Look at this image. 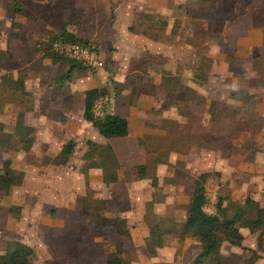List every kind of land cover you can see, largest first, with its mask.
<instances>
[{
  "label": "rangeland",
  "instance_id": "rangeland-1",
  "mask_svg": "<svg viewBox=\"0 0 264 264\" xmlns=\"http://www.w3.org/2000/svg\"><path fill=\"white\" fill-rule=\"evenodd\" d=\"M170 1L175 6L183 2ZM235 1L238 11L244 12L251 0ZM189 3L190 16L195 20H178L174 33L177 32L175 39L192 38L195 48H189L186 62H171L164 54L149 50L134 54L118 42L142 32L156 42L171 40L166 32V16L155 10L139 13L136 5L129 2V12L133 13L130 16L126 12L120 17V12H114L115 7L109 8L105 3L95 6L78 0H0V49L7 56L5 59L0 51V138L6 147L13 145L9 150L0 145V165L7 156L18 170L29 169L30 187L29 193L21 195H26L25 206L15 204L23 200L12 198L15 188L11 193L0 189V255L6 252L9 241L19 240L36 251L34 264H105L112 254H121L130 264L136 259L149 264L147 258L152 256L174 255L191 260L201 254L202 245L197 238L184 235L182 223L196 180L200 174L209 173L205 184L206 211L216 214L220 202L226 207L234 203L227 207L228 215L236 207H244L247 215L235 225L244 241L238 246L223 237L222 259L227 264H264V214L262 217L259 209L264 208V57L252 55V48L245 46L247 40L234 38L233 32L229 38L237 50L229 46L219 31L221 23L214 24L209 35L199 36L198 29L203 24L197 18L204 15L202 3L201 0ZM223 3L222 17L234 15L236 4L231 0ZM254 6L259 8L255 20L264 23V0H253ZM176 10L182 19L184 13ZM114 13L115 21L109 25ZM139 14L144 15L140 24ZM209 16L213 17V12ZM242 21L240 37L244 33L248 36L246 24H251L250 17ZM63 23L68 29L76 26L88 33L86 39L96 46L103 62L100 68L75 69L73 80L84 89L108 85L110 93L104 97L109 98L108 105L123 89L128 96L122 98L121 105L130 99L135 103L144 96L145 108L139 110V115H145L147 132L139 139L136 150H132L134 144L130 141L118 144L123 164L103 146L93 152L87 142L92 136L90 131L79 138L58 128L50 142L38 131L43 123H53L56 119L53 115H82V93L73 92V88L70 94L63 93L71 85L68 83L61 90L57 87L63 86L55 82L66 75L69 64L54 62L40 51L48 48L50 34L59 32ZM139 39L138 43L142 38ZM220 39L231 66L225 69L220 65L215 73L217 78L200 80L193 71L196 47L211 49L218 46ZM208 64L211 62L206 61ZM164 69H176L183 83L205 92L197 90L206 101L217 99L222 104L220 108L225 103L235 107L226 106L225 113L215 115L213 121L209 120L208 102L189 100L176 106L177 109L171 107L174 101H164L162 87L156 86ZM2 75L7 77L4 87ZM19 76L26 81L30 96L23 97L13 90L12 79ZM233 86H239L242 102L229 99ZM183 90L176 92L186 95ZM66 95L72 97L67 100ZM168 115L176 118L169 119ZM136 122L134 119V127ZM25 123L33 126V133L29 128L22 129ZM28 132L34 143L26 151L28 143L11 138V134ZM71 139L77 145L64 162L61 150ZM98 158L108 177L121 174L122 181H111L114 184L109 188H103L101 183L92 185L89 165H94ZM139 166L145 167L146 175L135 186L130 182L141 179ZM116 194L127 196L122 205L117 206V196L111 200ZM137 221H143L144 226H137ZM255 225L258 230H251ZM132 226L135 227L131 231ZM125 230L127 234L122 233ZM151 230L163 241L156 255H151L147 247Z\"/></svg>",
  "mask_w": 264,
  "mask_h": 264
},
{
  "label": "crops",
  "instance_id": "crops-1",
  "mask_svg": "<svg viewBox=\"0 0 264 264\" xmlns=\"http://www.w3.org/2000/svg\"><path fill=\"white\" fill-rule=\"evenodd\" d=\"M78 1H86V3L92 2L93 4L95 3L94 4L95 6H96V4H99V3H105V4H107V6L109 8L115 7L114 12L115 13H116V11L120 12V15H119L120 17L123 15H126V12H129V9L131 7V5H128L129 2L134 3L136 5L135 9L139 13L147 12V11H149V9H151V10H155L158 13H161V14L166 16V23H165L167 26L166 32L169 34L170 38H172L171 40H168L165 42H156L150 38H147V36H145L146 34L144 32H142V34L139 35L140 37L134 33V35H129L128 39H125L124 42H123V40L118 41L120 46L125 47L127 50H129V52L132 50L134 52V54H137L140 51L145 52L146 50H149L150 53L156 52V54H164L165 59L169 57V61H171V62H186V56H187L189 48H190V50H191V48H193V49L195 48L192 38H189V39L186 38L185 41L180 40V38L175 39L177 32L174 33V28H175V25H176L178 20L179 21L185 20V22H188L189 20H195V18H192V16H190V13H189V11H190L188 9L190 7L189 6V4H190L189 0H183V2L179 3L176 6L170 0H78ZM223 1L224 0H217V6L219 8L223 7V5H224ZM231 1L233 2V4H236L235 11H234L235 14L230 16V17L223 18L220 22L222 24V27L220 28L219 31L223 35L222 38H223L224 42L229 43L228 44L229 46H235L233 40H231V38H229L230 33L233 32L234 38L240 39V40L241 39L247 40L248 43H246L245 46L247 45V47L252 48V50H253L252 55L256 56L257 58H260L261 56L264 57V23L258 22L257 20H255L256 18L254 17L257 10L259 11V8L255 7L256 5L254 7H252L253 0H251V1H249L250 6L247 5L244 12L243 11L239 12L238 7H237V4H238L237 1H235V0H231ZM242 2H240V3H242ZM88 5H90V4H88ZM201 7L202 6L200 5V8ZM176 9H181V12L184 13L182 19L179 18V15L177 14ZM201 10H202V8H201ZM202 11H203L204 15H202V17L199 19L197 18L198 16L196 17L197 20H199V22H202V24H203V28L201 27L200 29H198V31H200V32H198V34H199V36L201 34L203 36H204V34L207 36L210 34V31H211L213 25L217 22L214 18H212V17L209 18L206 11H204V10H202ZM252 12H253V15H252ZM115 13L111 15V17H110L111 22L109 23V25H113V22L115 21V18H116ZM131 13H133V12L130 10V12H129L130 16H131ZM142 15L143 14H139V18H137L138 19L137 21H139V24L141 23V21H142L141 19L144 16V15L143 16ZM244 17H250V21H251L250 23L251 24H249V22L246 24L248 26V29H249L248 30L249 35L246 36V33H244L240 37V32H242V30L240 28H241V25H243L242 20ZM123 21H126V19H124ZM64 25L66 26L67 30L75 33L77 36L83 37V38L88 37V33H85L82 30L80 31L76 26H72V27H70L71 29H68L66 23H63V26ZM226 30H228V31H226ZM131 34H133V33H131ZM195 34H197V32H195ZM139 38H142L140 43H138V41L140 40ZM202 40H201V42H202ZM207 42L208 41H205L204 44H207ZM221 42H222V40L220 39L219 43L217 44L218 46H211V49L203 48L200 50L199 48H201V47H199V45H198V47H196V50L194 52L195 59L193 60V71H195V75H196V66H197V64H199L202 56L209 58V60L211 62V65L209 68V75H208V79L210 81L212 79L217 78L215 73L218 70L217 68L220 67V65L225 69H229V66H231V65H230V62L227 58V53L221 48ZM123 47H121V48H123ZM204 47H206V46L204 45ZM178 48H179V50H178ZM235 48L237 50L236 46H235ZM212 49H214V50L211 51ZM0 51L4 53V56L6 59L7 58L6 51H4L2 49H0ZM44 57H46V56H44ZM256 57H253V59H256ZM179 60H181V61H179ZM52 61H54V60H52ZM54 62H57V61H54ZM60 63H63V62H60ZM69 70L70 69H68L67 72ZM163 72H164V74H162L161 80L156 82V84H157L156 86L162 87L163 95L165 97L164 101H167V91H166L165 85L163 84L164 83L163 78L167 73H171L173 75H179V74L177 73L176 69H174V70L173 69H170V70L164 69ZM74 74H75V72L73 73V77L71 80L62 81V77H61L60 79L58 78L55 82L59 84L58 86H63L62 88L57 87L58 89H61V90L68 87V86H65L66 84L69 83V85H71V87H69V89L63 90L62 91L63 93L70 94L69 92H70V89H72V88H73V92H81L82 93V95H83V98L81 100V105H82L81 113H82V115L81 116L77 115V117H76V115H53L54 117H56V119L53 121V123H47V124L43 123V125H40L38 131L42 132L43 135L46 136L45 140L47 139V142L51 141L52 135L54 133H56V129H58V128L66 131V132H71L73 135H75L77 137L79 136V138L82 136L84 137V134H87L90 131L92 136L87 138L88 139L87 142L91 140V141L95 142L98 145V147L99 146H103V147L110 146L112 148V151H113L115 157L121 161V164H123L122 162L124 159H122V156H121L122 150H121V147L118 146V144L123 143L125 140H127V141H130L131 143L134 144L132 150H136L139 147V139L143 138V136L147 132L145 115H139V112H140L139 110L145 108V105H142V102L144 101V96L141 97L135 103H132L131 99H130L129 103L126 104V102H123V104L121 105L120 102L122 101V98L128 96V92L124 91V89H123V91L117 97V99H115L113 102L109 103V105H108V101H109L108 99L109 98H106V100L103 99L104 103H105L106 112H110L114 115L126 117L128 119V122H129V135L128 136L107 138V137L102 136L100 134V132L98 131V129L91 122L87 121L84 118L85 93L89 89L82 88L80 86L79 82H76V80H73ZM3 77H5V76L2 75V86L4 87L5 85L3 83ZM18 78H22V77L19 76L16 79H12V80L16 81ZM59 80H60V82H59ZM23 81H24V85H25V90L28 93L27 96H30L26 81L24 79H23ZM55 82H54V86H55ZM73 85H75V87H73ZM187 85L189 87L193 88L194 90H196L198 95H200V93L204 92L202 89L197 88L195 85H190V84H187ZM119 86H120L119 88L122 90L121 85H119ZM102 87H108V85H106L104 83V85ZM102 87L95 85L92 88H102ZM92 88H90V89H92ZM248 88H251V85H249ZM238 89H239V86H233L232 87V90H238ZM13 90L20 92L19 90L15 89V88H13ZM66 90H69V91H66ZM20 94H21V92H20ZM71 97L72 96H67V95L65 96V98L67 100H69ZM202 99H203V97H202ZM212 100H217V99H211L209 101H206L205 99H203L202 103L208 102L209 103L208 108H209L210 102ZM171 107L176 108V106H171ZM178 113L179 112L177 111V114ZM135 114H138V115H135ZM175 116L176 115H173V117H170L168 115L167 117L169 119H173V118H176ZM209 116H210L209 120H212L211 119L212 115H209ZM134 119H136V121H137L136 125H135V127H138L137 131H134V128H135L133 126V120ZM25 125L31 126L28 123L27 124L25 123ZM31 127H33V126H31ZM39 135H40V133H39ZM62 149H63V147H62ZM61 152H62V150H61ZM2 154L7 155L6 152H3V151H2ZM7 159H10V158H7V156H4V160H3L2 165H0V169H2L4 162ZM10 160H11V167L14 170L18 171L20 174L17 175L18 178L15 179V183L13 185L6 186L4 188V190L6 193H11L13 188H15V193H14L12 198L16 197V198H19L20 200L23 199L22 201L17 202L15 204H17L19 206H25L26 205V198H25L26 195H24V194L29 193V188H30L29 183L27 181L28 180L27 175H28L29 169L25 168L23 170H18L13 165L12 159H10ZM96 160H97V162L94 163V165H92V167H90L88 170L89 180H90L92 185H100V183H101V186L103 188L104 187L109 188L110 186H112L111 183L116 182V181H122V175L120 174L119 176L117 175L115 181L108 182V183L105 182L104 171L100 167V160H99V158ZM140 177H141V175H140ZM144 178H145V176H142L141 179L133 180L130 183L134 184L135 186H138L139 183L142 180H144ZM22 192L24 193L23 196H21ZM115 196H117V199H116L117 206H118V204L122 205L124 200L127 199L126 195H119L118 196L116 194V195H113L111 200L115 199ZM56 198H54L55 203H57V201H58ZM31 207H37V206L31 205ZM70 207H71V205H70ZM128 216L132 217L131 213L130 214L128 213ZM124 218H126V212L124 213ZM186 218H187V213H186ZM186 218H185V220H186ZM136 225L137 226H144V222L143 221L142 222L137 221ZM134 227L135 226H132L131 231H132V229H134ZM196 258L197 257L190 260L188 258L187 259L177 258L173 255V256H167V257L152 256L150 258L148 257L147 259H148L149 264H159L162 262L174 263V264H178V263L193 264V262L195 261ZM131 264H145V263L142 260L136 259L135 261L131 262Z\"/></svg>",
  "mask_w": 264,
  "mask_h": 264
},
{
  "label": "trees",
  "instance_id": "trees-1",
  "mask_svg": "<svg viewBox=\"0 0 264 264\" xmlns=\"http://www.w3.org/2000/svg\"><path fill=\"white\" fill-rule=\"evenodd\" d=\"M211 2L212 4H208ZM201 8L206 11L208 17L213 12V17L218 24H220L222 20L221 11L223 9L217 6V0H201ZM212 5V6H211ZM220 16V17H219ZM215 23V24H217ZM57 41L60 42H68L77 45H89L90 41L86 38L79 37L75 33L67 30L64 25L59 32L52 33L49 36L47 41L48 48L41 50L44 53V56L51 58L57 62H63L70 65V70L62 77V81L71 80L73 77V73L75 69L86 68L77 60L66 57L58 54L53 50V44ZM51 50V53L48 54V50ZM206 61H210L207 57H201L199 64L196 66V77L200 80H207L209 75L210 65H206ZM6 76L3 77V83L6 82ZM163 84L165 85L167 91V99L173 102V106H180L184 102H188L189 100H196V102H203V99L193 88L189 87L187 84L182 82V79L179 75H173L171 73H167L163 78ZM13 86V88L19 90L23 97L27 96V92L25 90L24 81L22 78H18ZM6 86V85H5ZM10 88V86H9ZM184 89L186 95L177 94L176 90ZM183 90V91H184ZM239 89L232 90L229 99H233L235 101H243V97L240 95ZM244 92V91H242ZM110 93L109 87L102 88H92L86 91L85 93V110H84V118L91 122L100 132V134L107 138L112 137H126L129 135V122L126 117L114 115L110 112H107L103 117H98L94 111V105L97 99L107 97ZM168 102V101H167ZM221 102L218 100H212L209 105V112L212 115V121L215 118V115H221L222 112L225 113L223 108L232 107L233 105L230 103L223 104L224 107L220 108ZM227 106V107H226ZM235 107V106H233ZM223 113V114H224ZM29 128L34 131L33 127L23 125L22 129ZM30 131V130H29ZM31 132L27 134H11V138L21 139L22 143H28L24 150L28 151L32 148L34 143V137H30ZM10 137V135H9ZM25 137V139H24ZM27 141V142H24ZM2 137L0 138V145L7 148L9 150L13 145H8L7 147L4 145ZM89 146L97 150L98 145L93 141H88ZM77 142L75 140H69L62 149V153L65 156L64 162H67L69 157L72 155ZM107 148L109 152H112V148L110 146L103 147ZM89 167H92L89 165ZM102 167L105 169V164L103 161ZM139 172L141 176H145V167L139 166ZM17 174H20L18 171L14 170L11 167V160L7 159L4 162L2 169H0V189L5 188L8 185H13L15 183V179ZM105 182H111L116 180V176L108 177L106 171H104ZM209 177V173H202L199 175L198 179L195 182L194 190L190 198V203L187 209V218L182 223V232L185 236H192L197 238V240L202 245L201 254L195 259L193 264H227L225 260L222 259L220 247L222 244L223 237L226 238L233 245H241L244 241V235L241 231L236 228V223L239 220H243L246 215V210L244 207H236V210L232 211V215L227 214V207L224 206L221 202L217 205V213L211 214L206 211L205 207L207 205V196H206V181ZM250 204L256 205L255 202L249 201ZM234 205L231 204L228 208H231ZM261 216L263 217L264 208L260 207ZM250 227V226H249ZM256 225L251 230L256 231L258 228ZM156 229V228H155ZM153 230V229H152ZM151 230V236L147 242V247L151 255H156L157 249L163 246V241H159L160 236L156 235L158 229L155 231ZM127 230L123 231V234H127ZM153 232V233H152ZM120 252V251H119ZM121 253V252H120ZM36 256V251L34 248L22 241L12 240L7 243V250L4 254L0 255V264H34ZM106 264H130L128 260H126L121 254H112Z\"/></svg>",
  "mask_w": 264,
  "mask_h": 264
},
{
  "label": "built area",
  "instance_id": "built-area-1",
  "mask_svg": "<svg viewBox=\"0 0 264 264\" xmlns=\"http://www.w3.org/2000/svg\"><path fill=\"white\" fill-rule=\"evenodd\" d=\"M53 50L60 55L77 60L86 68L96 69L103 66L98 50L92 43L82 46L57 41L53 44ZM103 99L104 98L98 99L94 105V111L98 117H103L107 113Z\"/></svg>",
  "mask_w": 264,
  "mask_h": 264
}]
</instances>
